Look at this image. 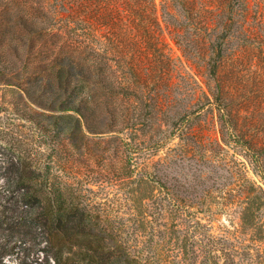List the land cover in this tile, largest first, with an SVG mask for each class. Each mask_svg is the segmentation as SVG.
Wrapping results in <instances>:
<instances>
[{
	"label": "trees",
	"instance_id": "trees-1",
	"mask_svg": "<svg viewBox=\"0 0 264 264\" xmlns=\"http://www.w3.org/2000/svg\"><path fill=\"white\" fill-rule=\"evenodd\" d=\"M251 58H264V0H0V75L15 77L19 115L54 145L44 162L22 149L5 158L0 229L35 230L56 264H264L261 185L235 178L216 203L237 214L229 224L201 215L214 186L200 157L221 147L200 134L205 105L264 179V78L238 74L256 72ZM71 160L83 179L53 171ZM94 185L123 190L105 197L119 202L93 204Z\"/></svg>",
	"mask_w": 264,
	"mask_h": 264
},
{
	"label": "rangeland",
	"instance_id": "rangeland-1",
	"mask_svg": "<svg viewBox=\"0 0 264 264\" xmlns=\"http://www.w3.org/2000/svg\"><path fill=\"white\" fill-rule=\"evenodd\" d=\"M159 1V0H157ZM166 41L171 48V54L176 60L177 67L179 69L184 70L185 72H189L191 74H195L196 79L199 80L203 89H205L201 80H204V75L197 68L190 66L188 61L182 55L180 49L176 46L175 42L170 38L166 37ZM257 50V49H255ZM257 52V51H253ZM252 55V53L250 54ZM250 63L253 62L251 67L256 71L253 72L250 68L241 67L238 70V74L248 78L251 74L259 75L264 78V58L263 59H255L251 58L248 60ZM248 62V64H249ZM4 68V67H2ZM228 71L227 65L222 70V73L225 74ZM13 78V79H12ZM7 80H11L10 82L13 84H7ZM15 77H11L10 73L7 72L6 76L3 74L0 75V194L4 191L7 186V172L1 167L5 163V158L13 155V150L22 149L25 153H35L37 154L39 160H46L48 154L53 152L51 144L50 136L46 135L45 132L39 128L32 121L27 120L19 115L17 111V107L15 104V98L18 94V87L15 84ZM205 91V90H204ZM202 100L206 102V98L204 94L201 93ZM185 104L188 102V99L184 98ZM258 104V114L257 118L262 120L264 118V101L260 102L257 100ZM35 109H39L36 108ZM40 110V109H39ZM51 113L54 117H57L59 114L53 112H45ZM217 111L212 109L211 106L205 105L201 111L200 117V134L203 135V140L205 142L219 141L220 146L215 148L214 154H208L205 157H200L202 162V166H205L207 169V174L212 176V180L210 182L214 186V190L211 191L209 196L211 206L214 208L212 215L209 213L203 212L202 216L205 218H209L212 216L213 223L216 226L229 224L230 218H234L237 214L232 213L230 207L227 209H217L216 203L221 201L222 198H228L229 193L234 186L235 178L240 174L242 178L245 176L249 177L257 184L261 185L264 188V179L255 172L253 163L250 158L245 154L244 149L240 147H235L233 143H225L221 141V135L219 132V126L217 122ZM53 117V118H54ZM67 121L71 125L75 123V116H68L66 118ZM90 142L93 145L95 140H99L100 137H95L87 134ZM106 137V136H103ZM82 140V139H80ZM178 139L172 140L169 143V146H173L177 143ZM82 143L87 142V140H82ZM12 146V149H11ZM19 146V147H18ZM216 146V144H214ZM58 159V157L56 156ZM189 161V160H188ZM236 161L239 163V167L242 169V172H238L237 174V166ZM57 166L53 168V171L57 169L61 172L66 170L65 173L74 176L77 174V178L83 179V175L87 170L82 167V165L76 161L71 160L66 166V169L62 166L60 161L56 162ZM61 163V164H60ZM98 164H95V166ZM217 179L216 181H213ZM97 192H91L90 196L94 199L93 204L105 206V202L107 203L112 199L114 202L117 198H105L106 196H112L113 194H122L123 190L118 188L115 185H106L102 187H97L94 185ZM6 192V191H5ZM124 214V213H122ZM125 217L127 214H124ZM17 221H14L16 223ZM41 236L37 234L35 230H27L25 232L24 229L20 228V231L11 232L7 229H0V260L3 264H56L55 260L48 254V252L44 249V242L41 241Z\"/></svg>",
	"mask_w": 264,
	"mask_h": 264
}]
</instances>
